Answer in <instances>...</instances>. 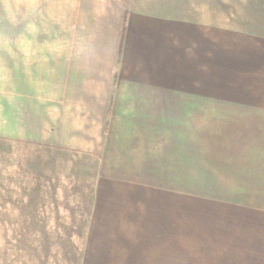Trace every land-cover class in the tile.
<instances>
[{"label":"crops","instance_id":"1","mask_svg":"<svg viewBox=\"0 0 264 264\" xmlns=\"http://www.w3.org/2000/svg\"><path fill=\"white\" fill-rule=\"evenodd\" d=\"M67 1L53 11L51 42L20 41V77L43 81L29 116L37 143L94 158L98 175L118 185L172 192L176 178L177 189L191 182L198 192L205 114L206 127L240 130L233 151L264 130V104L221 103L250 95L227 83L235 72L264 65V0ZM257 138V173L245 155L233 175H256L261 188L264 133Z\"/></svg>","mask_w":264,"mask_h":264},{"label":"rangeland","instance_id":"2","mask_svg":"<svg viewBox=\"0 0 264 264\" xmlns=\"http://www.w3.org/2000/svg\"><path fill=\"white\" fill-rule=\"evenodd\" d=\"M67 3L0 0V264H264V187L256 175H233L245 155L257 173L264 130L233 151L240 130L206 127L205 114L198 192L191 182L177 189L176 178L172 192L118 185L98 175L94 158L36 142L43 81L20 77V41L51 42L53 11ZM248 66L227 83L250 95L221 103L264 104V75L252 73L264 65Z\"/></svg>","mask_w":264,"mask_h":264}]
</instances>
